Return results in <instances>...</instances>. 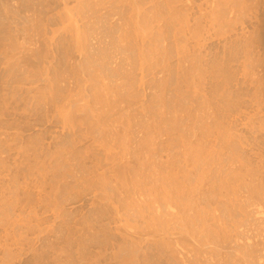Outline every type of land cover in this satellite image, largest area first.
<instances>
[{
    "label": "rangeland",
    "instance_id": "obj_1",
    "mask_svg": "<svg viewBox=\"0 0 264 264\" xmlns=\"http://www.w3.org/2000/svg\"><path fill=\"white\" fill-rule=\"evenodd\" d=\"M0 264H264V0H0Z\"/></svg>",
    "mask_w": 264,
    "mask_h": 264
}]
</instances>
